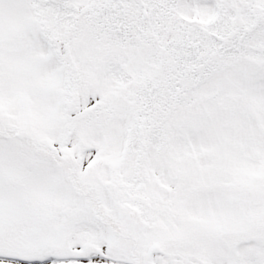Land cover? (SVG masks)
Wrapping results in <instances>:
<instances>
[{
    "label": "snow or ice",
    "instance_id": "1",
    "mask_svg": "<svg viewBox=\"0 0 264 264\" xmlns=\"http://www.w3.org/2000/svg\"><path fill=\"white\" fill-rule=\"evenodd\" d=\"M0 264H264V0H0Z\"/></svg>",
    "mask_w": 264,
    "mask_h": 264
}]
</instances>
